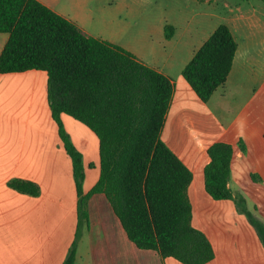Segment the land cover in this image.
<instances>
[{
	"label": "crops",
	"instance_id": "crops-1",
	"mask_svg": "<svg viewBox=\"0 0 264 264\" xmlns=\"http://www.w3.org/2000/svg\"><path fill=\"white\" fill-rule=\"evenodd\" d=\"M37 1L86 36L131 52L173 80L160 138L192 174L187 190L191 224L213 250L206 264H264L255 228L233 201L210 198L203 176L207 149L218 142L231 145L228 187L243 196L247 210L264 226V3L185 0L188 11L179 32L164 10L138 8L136 1L142 0ZM222 24L236 42L235 57L225 84L204 103L181 71ZM167 26L172 27L169 38ZM7 40L0 33V54ZM61 122L82 156L86 194L100 176L99 140L68 115ZM11 179L33 182L39 194L12 190ZM78 200L71 158L47 102V74H0V264H63L79 226L75 264H182L130 242L103 194L89 198L87 221H79Z\"/></svg>",
	"mask_w": 264,
	"mask_h": 264
},
{
	"label": "trees",
	"instance_id": "trees-1",
	"mask_svg": "<svg viewBox=\"0 0 264 264\" xmlns=\"http://www.w3.org/2000/svg\"><path fill=\"white\" fill-rule=\"evenodd\" d=\"M165 31L169 38L172 27ZM0 33L8 35L0 54V74L29 70L47 74V102L71 158L79 221H87L89 198L103 194L138 249L182 264L209 262L211 245L191 224L187 190L192 174L160 138L173 80L131 52L86 36L37 0H0ZM236 48L229 28L219 25L183 67L182 77L202 102L225 84ZM63 114L85 125L99 140L100 176L86 194L82 156L64 130ZM207 155L205 192L215 201H233L264 245L263 224L247 210L243 196L228 187L231 145L214 143ZM7 186L21 194H39L30 181L11 179ZM79 235L80 226L63 264H75Z\"/></svg>",
	"mask_w": 264,
	"mask_h": 264
},
{
	"label": "rangeland",
	"instance_id": "rangeland-1",
	"mask_svg": "<svg viewBox=\"0 0 264 264\" xmlns=\"http://www.w3.org/2000/svg\"><path fill=\"white\" fill-rule=\"evenodd\" d=\"M136 5L141 10L146 11V13L164 10L167 19L172 20L171 22L173 23L175 22L179 32H181L182 14L183 11L185 12L187 10V8L184 7L185 0H151L150 4H146V0H142L136 1Z\"/></svg>",
	"mask_w": 264,
	"mask_h": 264
}]
</instances>
